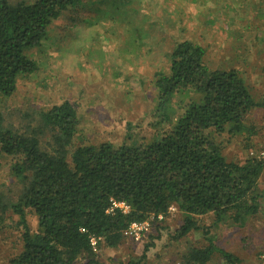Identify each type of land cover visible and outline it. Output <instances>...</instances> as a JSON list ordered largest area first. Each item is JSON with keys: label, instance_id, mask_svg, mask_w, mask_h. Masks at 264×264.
<instances>
[{"label": "trees", "instance_id": "1", "mask_svg": "<svg viewBox=\"0 0 264 264\" xmlns=\"http://www.w3.org/2000/svg\"><path fill=\"white\" fill-rule=\"evenodd\" d=\"M84 1L0 0L1 97L14 94L19 77L36 72V62L27 52L40 45L49 26ZM205 54L199 45L178 43L169 55L168 74L155 75L157 115L181 93L198 94L200 101L189 100L173 121L159 118L156 125L168 129L149 145L73 148L78 117L69 102L42 112L37 128L30 132L7 128L0 113V152L14 160L10 172L22 184L16 203L5 207L0 198V212L10 209L21 229L22 251L10 264H76L83 256L93 264L91 238L99 240L97 246L116 249L131 223L153 217L151 224L158 226L171 207L183 215L175 238L202 230L207 243L191 248L185 264H207L215 253L225 264H239L238 258L215 246L209 229L200 228L198 219L211 214L213 228L228 223L242 228L259 213L264 161H227L212 133L241 135L251 111L264 110V93L255 102L236 70H210ZM46 135L49 150L42 148ZM113 202L124 203L129 212L112 208ZM27 209L37 219V232L28 226ZM159 215L163 221H157ZM151 246H144L142 260Z\"/></svg>", "mask_w": 264, "mask_h": 264}, {"label": "rangeland", "instance_id": "2", "mask_svg": "<svg viewBox=\"0 0 264 264\" xmlns=\"http://www.w3.org/2000/svg\"><path fill=\"white\" fill-rule=\"evenodd\" d=\"M7 1L30 4L36 0ZM220 2L85 0L68 9L49 26L40 45L27 52L36 62V72L19 77L12 96H0L4 125L21 133L30 132L37 128L42 112L69 102L78 117L73 148L102 143L115 148L149 145L168 129L165 124L156 125L159 118L173 121L189 100L200 101L198 94L191 93L189 97L181 93L171 99L164 112L156 114L155 75L168 74L170 52L183 41L206 50L204 63L212 71H230L235 60V70L253 100L260 102L264 93V54L257 49L264 44V6L252 11L254 25L237 28L248 38L255 36L249 44L241 42L240 35H233L236 31L226 23L231 11H216L219 6L227 9ZM244 10V6L238 10L243 20L249 18L243 16ZM231 36L235 41H230ZM226 47L227 56L218 54L219 49ZM245 126L247 130L237 136L212 133L229 162L242 163L264 145V110H252ZM41 143L43 149H50L48 135ZM13 161L0 152V198L5 207L16 203L22 191V184L10 172ZM259 184L264 186V176ZM25 213L30 230L37 232L36 217L28 209ZM263 216L264 198L259 213L242 228L230 223L213 228L212 215L199 218L198 223L200 228L209 229L215 246L234 255L239 264H261ZM182 221L183 215L174 208L158 226L152 223L138 242L124 237L116 249L97 246L93 264H185L184 256L191 248H204L207 243L202 230L176 239ZM157 227L161 229L156 232ZM145 245L152 246L142 260ZM21 251L17 216L10 209L0 212V264H10ZM88 261L83 256L76 264ZM207 264L225 262L215 253Z\"/></svg>", "mask_w": 264, "mask_h": 264}, {"label": "crops", "instance_id": "3", "mask_svg": "<svg viewBox=\"0 0 264 264\" xmlns=\"http://www.w3.org/2000/svg\"><path fill=\"white\" fill-rule=\"evenodd\" d=\"M222 2H223V5H224L223 7L226 6L227 9H223L221 6H219V8L216 11H222V10L231 11V16H228V19L226 20V23L229 26L233 27L232 31H236V33L233 34V35H240L241 36V42L251 44L250 42L252 41V43H253L255 41V39H254L255 36L253 37V39L248 38V36H246L245 34H241L238 31L237 28H240L241 26L242 27H247L251 23L254 22V17L252 15V11H256V10H259V8H262L264 6V0H229L228 3H227L226 0H223V1L221 0L220 3H222ZM243 6L246 9V10H244L246 12L244 13L243 16L244 17H247V16L249 17V18L244 19V20L241 19L240 14H238V10H241V7H243ZM243 21H245V22H243ZM252 25H254V23ZM230 41H235L233 36L230 37ZM259 48H260V51H262L263 54H264V44L262 46L258 47V49H257L258 51H259ZM251 49H252V47H251ZM218 51H219L218 54H222L223 56H227V54L229 52L227 47L226 48H221ZM205 53H206V50H205ZM206 55L207 54H205V57H206ZM232 63H233V65L231 66L230 70H235V66H236L235 60L232 61ZM248 65L249 66H253V63H248ZM216 70H219V69H216ZM209 215H211V214H209ZM204 217H206V216H204ZM200 218H202V217H200Z\"/></svg>", "mask_w": 264, "mask_h": 264}, {"label": "built area", "instance_id": "4", "mask_svg": "<svg viewBox=\"0 0 264 264\" xmlns=\"http://www.w3.org/2000/svg\"><path fill=\"white\" fill-rule=\"evenodd\" d=\"M250 155L252 156V158L262 159L264 161V145L257 152H254V153L251 152ZM112 208L120 209L122 213L124 214H127L129 212V207L125 205L124 203L113 202ZM173 209L174 207L169 208L168 213ZM156 219L157 221H163L164 216L159 215L157 216ZM153 220L154 218L150 217L148 220L141 222V223L140 222L131 223L129 228L123 233L124 237H129L136 242L140 241L142 237L145 236L149 232V228ZM98 241L99 240L95 238H91L90 243L93 248V251L96 250ZM261 264H264V254L261 256Z\"/></svg>", "mask_w": 264, "mask_h": 264}]
</instances>
